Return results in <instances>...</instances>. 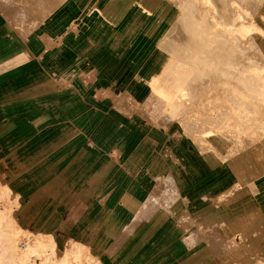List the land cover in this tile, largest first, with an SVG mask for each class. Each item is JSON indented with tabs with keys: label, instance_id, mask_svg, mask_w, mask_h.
I'll return each mask as SVG.
<instances>
[{
	"label": "bare ground",
	"instance_id": "1",
	"mask_svg": "<svg viewBox=\"0 0 264 264\" xmlns=\"http://www.w3.org/2000/svg\"><path fill=\"white\" fill-rule=\"evenodd\" d=\"M135 13L156 29L150 48L138 59L131 51L135 32L128 23ZM0 16L24 53L39 61L55 51L75 50L85 40L100 47L97 60L89 64L92 78L112 60L125 67L119 75V95L96 87L98 94L106 95L108 112L93 100L92 110L75 123L84 137L106 132L108 139L101 146L114 150L131 147V141L123 139L130 130L125 120L134 121V129L141 127V120L146 122V135L136 146L139 154L124 172L139 178L136 163H146L153 182L130 226L144 219L156 224L165 212L171 213L175 226L186 232L183 243H203L205 258L220 264H264V0H0ZM80 24L86 26L81 32ZM33 39L40 42L38 54L32 53ZM151 55L159 62L144 69ZM44 66L60 89H71L79 98L82 87L95 86L84 80L85 73L79 78L67 68L57 73ZM138 81L146 92L142 100L133 92ZM99 112L106 118L95 126L92 117ZM181 147L188 156L179 153ZM148 150L145 160L142 153ZM188 159L202 161L204 173L221 176L220 189L206 191L203 203L183 194L189 182H180L182 172L194 170ZM2 187L3 205L10 189ZM1 244L5 247L0 254L12 264H35L36 259L38 264H68L66 252L56 259L52 236L42 243L41 232L29 231L18 244L16 236L1 230ZM68 247L84 254V264H102L86 244L74 241Z\"/></svg>",
	"mask_w": 264,
	"mask_h": 264
},
{
	"label": "crops",
	"instance_id": "2",
	"mask_svg": "<svg viewBox=\"0 0 264 264\" xmlns=\"http://www.w3.org/2000/svg\"><path fill=\"white\" fill-rule=\"evenodd\" d=\"M11 34L10 25L0 16V184H6L12 194L18 195L15 202L24 200L19 211L23 223L43 217L40 225L49 226L51 222L47 223L45 218L50 215L44 216L45 207L49 202H57L53 207L56 213L52 208L53 220L59 212L68 213L71 221L69 225H62V229L70 234V242L86 244L91 255L102 264H220V260L201 254L207 250L203 243L194 247L183 243L186 232L175 226L176 218L171 213L165 212L164 219L156 224L155 220L144 219L141 224L130 226L153 179L146 175V163H136L139 178H135L136 173L127 174L124 170L131 169L134 156L139 154L136 146L146 134L132 147L138 129H134V121L125 120L130 130L123 139L131 141V147L121 145L114 149L116 153L101 146L108 139L106 132L95 131L90 137L82 136L78 133L81 125L75 122L92 110L93 100L108 112L104 103L107 99L94 98L98 97L99 84L82 87L83 97L79 98L71 89H60L44 66L57 73L67 68L74 77L80 78L82 73L88 72V67L83 69L80 65L83 57L77 53L84 44H92L83 40L75 50L61 54L55 51L39 61L25 54ZM32 41V53L38 54L40 42ZM97 58L98 55L92 56L88 63ZM96 72L101 85L104 81V86L116 88L108 81L114 77L112 68L101 71L97 68ZM119 75L114 80L117 87ZM104 117L102 112L95 114L93 124L98 126ZM91 139L97 142L92 143ZM180 151L181 155L188 156L185 148L181 147ZM150 154V150L144 153L145 160ZM188 161L194 170L182 172L180 182H189L183 194L190 201L203 203L201 196L206 191L220 189V177L211 170L204 173L202 161ZM128 226L131 232L126 234Z\"/></svg>",
	"mask_w": 264,
	"mask_h": 264
},
{
	"label": "rangeland",
	"instance_id": "3",
	"mask_svg": "<svg viewBox=\"0 0 264 264\" xmlns=\"http://www.w3.org/2000/svg\"><path fill=\"white\" fill-rule=\"evenodd\" d=\"M72 14H76V10H72ZM131 16L132 17H130L128 23L130 24V26L133 27V30L135 32L134 38L132 40L131 51H132V54L135 56V58L138 59L139 56H141V55L143 56L145 54V52L147 51V48L148 49L150 48V46H149L150 40L156 34V29L155 30L153 29V26L150 24L149 21H147L144 18V16L141 13L140 14L135 13L134 15H131ZM94 20L98 21L97 23H99V20H97L95 17H94ZM98 25H100V24H98ZM85 29H86L85 24H82V26L80 24L79 31L81 32ZM91 46L84 44V46L82 47V51L77 53L78 55H80V57H83V59L80 61L81 62L80 65H83V69L85 68V66L88 67V72H84L85 73L84 80L88 81L90 83H94L95 85L99 84L98 88H104L106 91H108V93L109 92L112 93V95H119L120 91H119V88L117 87V84L114 82V80L116 79V77H118V74L121 73V75H122V73L126 70L125 67L119 63V60H112V62L110 63V65L108 67L112 68L114 77L108 81L113 86H115L117 89L116 88L111 89L110 87L104 86V83H105L104 81H103V85H101L100 80H99V75H97V78H92V77H94V75H92V74L89 75V72H90V66L88 63L89 59H91L92 56H97L100 54V47H98V46L97 47L96 46L91 47ZM158 62H159L158 56L151 55L147 59V62H146L147 64H145L144 69H147V67L149 69L150 67L155 66ZM89 77H90V79H89ZM95 79H96V81H95ZM139 81H138V83L133 85V92H134L135 97H139V98L142 97L141 98V100H142L146 96V92H144L143 86L141 83H139ZM96 95L99 98L101 96L102 97L104 96V98H105V96H106L105 94H101V93L98 94L97 91H96ZM140 123H141L140 124L141 127L134 134V139L132 140V144H131L132 147L138 144V142L140 141V139L142 138V136L146 133V131L148 129V126L144 120H141ZM161 132L164 133L163 130ZM144 153H142V155H144ZM2 185L3 184H0V194L2 192L1 189H3ZM9 194H10V196L5 198V201H6L5 203H8V204L7 205L5 203L3 205L0 204V215H3L2 219L0 221V231L2 230V231L9 233L11 236H16L18 244H21L23 242V236L25 234H27L29 231L33 232V233L42 232V243H48V238L51 236V235H49V233H50L54 237L53 238L55 241L54 252H55V256H56L57 260L60 259L62 256L66 255L68 264H77V262H78V264H84V262H85L84 254L80 255L78 253V250L75 247H73L72 249H70L68 247V245L70 244V241H72V240H70V234L67 232V230L62 229V225L63 226H64V224L69 225V223L71 221L69 214L66 212H59V216H57L56 220H53L54 218L52 217V214L54 212L52 213V210L55 208V203H57V202L47 203V205L45 207L44 216L46 217L47 215H50V217H46L45 219L47 220V223L51 222V224L47 227H42L40 225V223L43 220V217H41L39 219L36 217L35 219L31 220V222H29V223H23V220L20 218L19 211H20V204H23L24 200L19 199L17 202H15L18 198L16 196V194H12L11 190H10ZM55 199H57L56 196H55ZM54 211H55V213L57 212L56 209H54ZM58 223H61V224H58ZM16 227H18L21 231H23V233L18 232ZM77 238H78V236H77ZM2 245L5 247L4 244L0 245V251L1 252L3 250ZM63 252L64 253L66 252V253L64 254ZM90 253H92V252H90ZM62 254H64V255H62ZM75 254L77 256H75ZM70 255H71V257H70ZM2 256L3 255L0 254V264L1 263L2 264H12L10 261L7 260L6 255H4L3 257ZM68 259L71 261H69ZM77 259H79L81 261V263H79L80 261ZM72 260H74V261H72ZM35 262L38 264L39 259H36ZM16 264H18V263H16ZM91 264H96V263L92 262Z\"/></svg>",
	"mask_w": 264,
	"mask_h": 264
}]
</instances>
